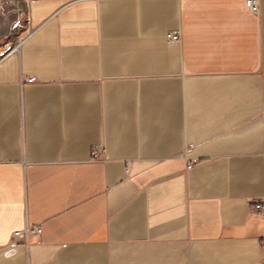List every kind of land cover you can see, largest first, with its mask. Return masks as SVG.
<instances>
[{"label":"crops","instance_id":"obj_1","mask_svg":"<svg viewBox=\"0 0 264 264\" xmlns=\"http://www.w3.org/2000/svg\"><path fill=\"white\" fill-rule=\"evenodd\" d=\"M247 1H29L0 59V264H264Z\"/></svg>","mask_w":264,"mask_h":264},{"label":"rangeland","instance_id":"obj_2","mask_svg":"<svg viewBox=\"0 0 264 264\" xmlns=\"http://www.w3.org/2000/svg\"><path fill=\"white\" fill-rule=\"evenodd\" d=\"M30 0H0V59L15 50L27 25Z\"/></svg>","mask_w":264,"mask_h":264},{"label":"built area","instance_id":"obj_3","mask_svg":"<svg viewBox=\"0 0 264 264\" xmlns=\"http://www.w3.org/2000/svg\"><path fill=\"white\" fill-rule=\"evenodd\" d=\"M247 5H248V7L252 10L253 13H256V14L259 13V9H260V3H259V0H248V1H247ZM168 40H169L170 42H176V43H178V42L181 41V37H180L179 34H177V33H173V34H170V35L168 36ZM27 82H28V84H33V83L36 82V79H35V78H31V79H29ZM196 164H197V161L193 160V161H190V162L188 163L187 167H188L189 170H192L193 167H194ZM256 209H257V210H264V207H263V206H258V207H256ZM32 233H33V234H39V231H38V230H33ZM21 235H22L21 233H18V234L15 235L14 238L17 240V239H19V238L21 237Z\"/></svg>","mask_w":264,"mask_h":264},{"label":"bare ground","instance_id":"obj_4","mask_svg":"<svg viewBox=\"0 0 264 264\" xmlns=\"http://www.w3.org/2000/svg\"><path fill=\"white\" fill-rule=\"evenodd\" d=\"M172 43H176V42H172ZM189 170V169H188Z\"/></svg>","mask_w":264,"mask_h":264}]
</instances>
